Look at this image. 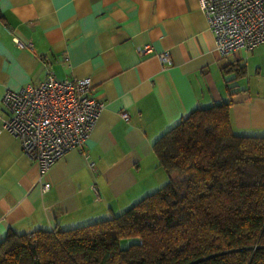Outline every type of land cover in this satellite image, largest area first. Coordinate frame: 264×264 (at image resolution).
Returning <instances> with one entry per match:
<instances>
[{"label": "crops", "instance_id": "1", "mask_svg": "<svg viewBox=\"0 0 264 264\" xmlns=\"http://www.w3.org/2000/svg\"><path fill=\"white\" fill-rule=\"evenodd\" d=\"M145 44L153 51L141 55ZM164 51L171 64L157 57ZM51 71L91 77L104 108L83 146L52 164L44 192L37 163L2 128V101ZM222 102H231L236 133L264 135V42L222 56L201 0H0V241L11 229L72 228L124 212L170 180L154 142Z\"/></svg>", "mask_w": 264, "mask_h": 264}, {"label": "trees", "instance_id": "2", "mask_svg": "<svg viewBox=\"0 0 264 264\" xmlns=\"http://www.w3.org/2000/svg\"><path fill=\"white\" fill-rule=\"evenodd\" d=\"M230 105L197 108L154 142L170 176L158 190L104 220L11 229L0 264H264V135L236 133Z\"/></svg>", "mask_w": 264, "mask_h": 264}, {"label": "built area", "instance_id": "3", "mask_svg": "<svg viewBox=\"0 0 264 264\" xmlns=\"http://www.w3.org/2000/svg\"><path fill=\"white\" fill-rule=\"evenodd\" d=\"M201 2L222 56L240 48L251 50L264 42V0ZM152 51L150 44L138 47L141 55ZM157 57L162 64L172 63L168 51ZM92 89L91 77L61 79L51 71L41 82L7 90L4 95L7 114L2 128L19 137L24 154L37 163V181L44 192L51 188L47 176L52 164L83 146L104 108ZM122 117L130 120L126 111ZM90 167L94 168V162L90 161ZM93 189L97 192L95 186Z\"/></svg>", "mask_w": 264, "mask_h": 264}, {"label": "rangeland", "instance_id": "4", "mask_svg": "<svg viewBox=\"0 0 264 264\" xmlns=\"http://www.w3.org/2000/svg\"><path fill=\"white\" fill-rule=\"evenodd\" d=\"M133 241H135L134 239H130V238H124L120 240V246L122 248H127Z\"/></svg>", "mask_w": 264, "mask_h": 264}]
</instances>
